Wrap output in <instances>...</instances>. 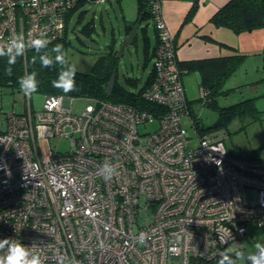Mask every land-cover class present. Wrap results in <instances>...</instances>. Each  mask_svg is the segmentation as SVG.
I'll return each instance as SVG.
<instances>
[{
    "label": "built area",
    "instance_id": "obj_1",
    "mask_svg": "<svg viewBox=\"0 0 264 264\" xmlns=\"http://www.w3.org/2000/svg\"><path fill=\"white\" fill-rule=\"evenodd\" d=\"M109 1L0 0V44L19 34L60 40L71 10ZM151 3L159 41L142 104L88 97L74 114L72 98L43 96L32 111L26 96L25 112H0V240L21 242L42 264H190L244 251L252 223L264 239V161L230 157L221 139L195 129L186 71ZM51 137L69 139V152L53 151Z\"/></svg>",
    "mask_w": 264,
    "mask_h": 264
},
{
    "label": "rangeland",
    "instance_id": "obj_2",
    "mask_svg": "<svg viewBox=\"0 0 264 264\" xmlns=\"http://www.w3.org/2000/svg\"><path fill=\"white\" fill-rule=\"evenodd\" d=\"M119 3L112 1V3L99 5L83 4L73 12L67 28V37L70 41L67 50L69 66H74L79 72H89L94 61L106 51L107 44L114 37L124 34V19L132 21L136 17V0H119ZM87 23L92 24L93 28L84 32L81 28ZM145 24V35L153 41L154 27L152 21L146 20L141 25ZM223 47L225 49L227 46L224 45ZM142 53V37L139 35L134 44L123 49L122 55L118 59L117 82L125 86V75L138 78L139 82L136 86L128 87L133 91L138 90L143 85L153 65V58L146 64L143 62ZM261 59V55L248 57L244 61L245 63L237 64L233 72L223 82L222 89L225 92L213 97L214 104L218 109L253 97L254 85L257 82L261 83V78L264 77ZM191 73L189 72L185 76L183 87L188 101H191L193 113L198 118L200 127L205 129L216 123L219 119V111L216 107L207 105L208 103L202 104L198 73ZM255 93L260 94L261 92ZM29 99L32 111L42 109L44 103L42 94L34 93ZM86 103L84 99L72 98V112L81 114ZM255 103H257L258 110L261 111L260 116H257L256 119H252L248 114H244V117L241 118L239 116L232 117L212 134L223 141L227 151L240 153L258 150L260 161H264V96H261ZM25 110L26 96L22 91L16 92L11 91L8 87H0V112L22 113ZM182 124L188 133H191V127L185 118L182 119ZM155 126L156 122L147 123L145 126L141 125L139 132L153 131ZM49 144L53 151L61 154L69 152L71 148L69 139L63 137H51ZM246 194L250 200L252 198L251 191L247 190ZM248 230L249 233L242 238L245 256L243 258L234 256L235 261H244L248 253L255 251L254 245L256 243H264L262 231L256 224H250ZM230 249L234 250V247Z\"/></svg>",
    "mask_w": 264,
    "mask_h": 264
},
{
    "label": "trees",
    "instance_id": "obj_3",
    "mask_svg": "<svg viewBox=\"0 0 264 264\" xmlns=\"http://www.w3.org/2000/svg\"><path fill=\"white\" fill-rule=\"evenodd\" d=\"M72 14L73 10L67 14L63 37L60 40L49 43L46 49L47 51L50 52V50L55 45L62 44L64 46V50L67 53L70 44V41L67 37V28L68 22L71 18L70 16ZM146 20L152 21L154 30L156 32L157 46L159 40L158 33L155 29L154 10L152 8L151 0H136V17L133 21L125 23V31H130L134 23L137 22L141 25ZM211 21L216 26L229 28L235 34L250 32L255 29L263 28L264 0H228L215 12L211 18ZM145 27L146 24L143 25V29L140 34L142 37V49L145 51V56H143L144 63L151 60L154 56V52L152 53L151 57L146 52V43H148V38L145 35ZM91 28H93L92 24L87 23L82 26L81 30L88 32ZM115 38L116 37H114L113 40L107 44L106 51L94 61L89 72L83 73L77 70L75 71L76 91L65 94L61 90L54 88L52 82L58 78L59 72L61 70L60 66L56 65L53 68H43L41 67L38 58L36 63H33V56H37V53L34 51V49H28L24 56L17 58L16 64L12 66L11 75L5 72L7 67V58L0 57V87H8L11 91L21 92L18 85L19 78L24 75L31 74L32 72H36V79L38 81V91L36 93L42 94V96L60 95L76 99H87L88 97H91L98 100H106L112 103H124L134 106L137 104H142L140 101V94L142 90L150 83L153 74V68L150 70L143 85L140 86L136 91H133L128 87L136 86V84L139 82L138 78L125 75L124 80L128 86H124V84L117 82L118 63H116V55L118 53L119 46L117 43L118 40H115ZM229 48L230 53L228 55H222L220 58L215 60L207 59L203 63L200 62L197 65L198 68L192 65L189 66L188 69L187 67L178 63V66L186 71L182 75L183 77L189 72L191 73L192 70H200L198 73V86L201 92L200 100L203 101V105L208 103L207 105L216 107L213 97L225 92V90L222 89L224 80L228 78V76L233 72L237 64L241 63L247 56L245 53L238 52L235 47L230 46ZM258 54H260L262 57L261 62L262 68L264 69V46L262 50L258 52ZM51 56L54 58L55 53H51ZM113 70H115L114 86L110 95L107 96L105 94V88ZM261 83L264 86V77H262ZM262 95H264V92L261 94V96ZM256 98L257 97L247 98L224 108L218 109L216 107L217 111H219V119L214 125L205 129L200 127L198 118L193 113L191 101H188L187 97L186 100L190 108V114L195 123V129L199 132V134L208 133L213 135L212 132L223 126L225 121L232 117L239 116L241 118L244 117V114H248L249 117H252V119H256L257 116H260L261 111H259L254 104ZM258 154V150L240 153L227 151V155L230 157L251 162L260 161ZM234 253L235 252H231L232 257L235 256ZM220 259L221 256L210 260L196 258L192 259L190 264H218Z\"/></svg>",
    "mask_w": 264,
    "mask_h": 264
},
{
    "label": "crops",
    "instance_id": "obj_4",
    "mask_svg": "<svg viewBox=\"0 0 264 264\" xmlns=\"http://www.w3.org/2000/svg\"><path fill=\"white\" fill-rule=\"evenodd\" d=\"M112 1L119 3V0H110L108 3H112ZM156 1L159 7V15L173 37L176 46V58L179 64L188 69L192 65L198 68V63H203L207 59L215 60L222 55H228L230 53V46L235 47L238 52L247 54L242 62L246 61L248 57L260 56L258 52L264 46V26L250 32L235 34L229 28L216 26L211 21L215 12L228 0ZM126 22L131 21L124 19V26ZM224 45L227 46L225 49ZM155 48L156 32L154 30L153 41L148 38V43H146V52L150 57ZM144 52L143 50V56H145ZM254 59L256 61V58ZM194 63L197 64L195 65ZM199 71L195 69L191 72L199 73ZM185 76L182 78V83ZM253 88L254 94L252 96L257 97L256 101L261 98V94H256L255 92L260 91L263 93L264 86L262 83L257 82ZM255 101L256 107L257 103Z\"/></svg>",
    "mask_w": 264,
    "mask_h": 264
},
{
    "label": "clouds",
    "instance_id": "obj_5",
    "mask_svg": "<svg viewBox=\"0 0 264 264\" xmlns=\"http://www.w3.org/2000/svg\"><path fill=\"white\" fill-rule=\"evenodd\" d=\"M98 2H103V0H98ZM48 44L49 41L43 35L26 42L23 34L14 36L6 46L0 44V57L7 58L5 72L11 75L12 66L16 64L17 58L24 56L28 49H34L37 56H33V63H36L38 58L43 68H53L56 65L60 66L61 70L58 78L52 82L53 87L61 90L65 94L76 91V69L74 66H69L64 46L57 44L49 52L46 50ZM51 53H55L54 58L51 56ZM36 76L37 73L32 72L31 74L20 77L18 80L20 90L27 97H31L38 91ZM102 172L104 173L105 179H111L115 175L116 169L110 164H105ZM260 226L264 227V223H261ZM143 239V234H141V243H143ZM254 248V252L247 254V260L250 261V264H264V244L256 243ZM0 252L4 253V255H0V264H42L39 255L34 254L21 242H13L10 238L0 240ZM235 256L237 258H243L245 252L243 250L238 251L235 253ZM72 264H79V262L73 259ZM218 264H236V261L232 258L230 249L221 253V259Z\"/></svg>",
    "mask_w": 264,
    "mask_h": 264
},
{
    "label": "water",
    "instance_id": "obj_6",
    "mask_svg": "<svg viewBox=\"0 0 264 264\" xmlns=\"http://www.w3.org/2000/svg\"><path fill=\"white\" fill-rule=\"evenodd\" d=\"M142 29H143V25H140L137 22L133 24L130 31L128 32H126L125 28L123 27L124 34L122 36H118L115 38L116 40H118V46H119L118 53L116 55V63H118V59L122 55L123 49L128 45L134 44L136 39L141 34ZM114 81H115V70L112 71V74L106 84L105 94L107 96H109L111 93V90L114 86Z\"/></svg>",
    "mask_w": 264,
    "mask_h": 264
},
{
    "label": "bare ground",
    "instance_id": "obj_7",
    "mask_svg": "<svg viewBox=\"0 0 264 264\" xmlns=\"http://www.w3.org/2000/svg\"><path fill=\"white\" fill-rule=\"evenodd\" d=\"M44 96H49V95H44ZM51 96V95H50Z\"/></svg>",
    "mask_w": 264,
    "mask_h": 264
}]
</instances>
